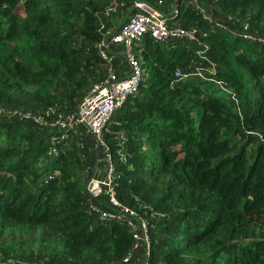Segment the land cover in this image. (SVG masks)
Here are the masks:
<instances>
[{"label": "trees", "instance_id": "1", "mask_svg": "<svg viewBox=\"0 0 264 264\" xmlns=\"http://www.w3.org/2000/svg\"><path fill=\"white\" fill-rule=\"evenodd\" d=\"M109 1L0 0V107L74 112L105 73L94 44L96 14ZM145 1L172 9V0ZM199 3L214 23L230 16L264 38V0ZM174 20L206 32L216 70L171 85L202 47L149 36L136 44L143 78L106 132L117 197L158 217L149 220L150 264H264V43L211 29L186 1ZM52 134L0 116V264H119L132 232L91 216L77 140L50 156Z\"/></svg>", "mask_w": 264, "mask_h": 264}, {"label": "built area", "instance_id": "2", "mask_svg": "<svg viewBox=\"0 0 264 264\" xmlns=\"http://www.w3.org/2000/svg\"><path fill=\"white\" fill-rule=\"evenodd\" d=\"M186 1L194 7L209 22L211 29L221 28L238 33L248 40L264 43L249 30L247 22L239 23L232 17L212 21L199 0H172L171 11L166 13L153 3L145 0H130L116 2L110 0L97 17V31L100 39L94 44L102 59L104 76L94 81L82 94L76 109L71 113L45 110V115L23 112L17 109L0 107V116L14 118L19 121L32 122L40 127L52 130L50 149L47 154L57 156L58 146L76 138L84 161V182L87 194V211L98 221L118 223L126 226L132 232V245L119 264H150L151 260V219L143 217L137 210L119 200L116 190V174L113 155L106 139V132L113 114L126 101L138 92L144 72L138 59L135 47L145 36L154 43L168 44L173 41L195 43L202 47L196 50L198 61L192 62V71L176 68L173 72L172 84L190 77L203 79L208 74H214L217 64L206 54L208 45L202 38L206 32L181 26L175 17L178 14L180 2ZM221 1V0H215ZM162 3V0H157ZM115 15L113 19L112 16ZM233 22L239 29H228L226 23ZM221 88L226 85L215 80ZM51 117L50 119H45ZM119 136L116 153L122 161L126 160L124 143L126 139ZM90 139V141H89Z\"/></svg>", "mask_w": 264, "mask_h": 264}, {"label": "rangeland", "instance_id": "3", "mask_svg": "<svg viewBox=\"0 0 264 264\" xmlns=\"http://www.w3.org/2000/svg\"><path fill=\"white\" fill-rule=\"evenodd\" d=\"M226 25H227L228 29L237 30V25L235 23H233V22L226 23ZM211 91L214 92V93L217 92L218 95H220V96L224 95L223 91L215 83H213L211 85ZM89 141H90V139H89Z\"/></svg>", "mask_w": 264, "mask_h": 264}]
</instances>
